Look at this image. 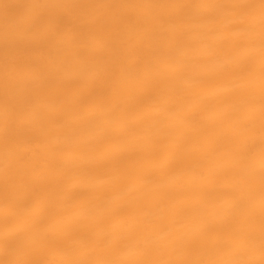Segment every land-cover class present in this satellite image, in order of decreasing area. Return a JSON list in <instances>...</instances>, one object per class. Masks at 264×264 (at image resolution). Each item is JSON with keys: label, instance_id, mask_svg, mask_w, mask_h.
I'll use <instances>...</instances> for the list:
<instances>
[{"label": "bare ground", "instance_id": "bare-ground-1", "mask_svg": "<svg viewBox=\"0 0 264 264\" xmlns=\"http://www.w3.org/2000/svg\"><path fill=\"white\" fill-rule=\"evenodd\" d=\"M0 264H264V0H0Z\"/></svg>", "mask_w": 264, "mask_h": 264}]
</instances>
